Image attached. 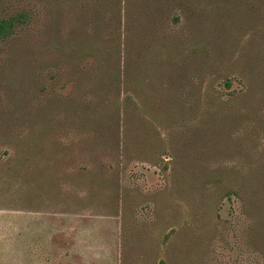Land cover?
I'll return each mask as SVG.
<instances>
[{"label":"rangeland","instance_id":"1","mask_svg":"<svg viewBox=\"0 0 264 264\" xmlns=\"http://www.w3.org/2000/svg\"><path fill=\"white\" fill-rule=\"evenodd\" d=\"M0 264H264V0H0Z\"/></svg>","mask_w":264,"mask_h":264},{"label":"trees","instance_id":"2","mask_svg":"<svg viewBox=\"0 0 264 264\" xmlns=\"http://www.w3.org/2000/svg\"><path fill=\"white\" fill-rule=\"evenodd\" d=\"M15 20L14 18L10 20H0V38H4L12 31Z\"/></svg>","mask_w":264,"mask_h":264}]
</instances>
